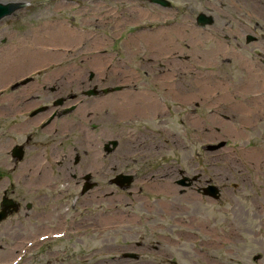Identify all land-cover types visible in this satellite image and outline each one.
<instances>
[{
	"label": "flooded vegetation",
	"instance_id": "obj_1",
	"mask_svg": "<svg viewBox=\"0 0 264 264\" xmlns=\"http://www.w3.org/2000/svg\"><path fill=\"white\" fill-rule=\"evenodd\" d=\"M197 1H18L0 18V252L61 241L81 264H223L202 248L227 247L196 235L202 207L245 196L248 170L216 165L243 158L217 152L231 138L201 139L264 127V27Z\"/></svg>",
	"mask_w": 264,
	"mask_h": 264
},
{
	"label": "rangeland",
	"instance_id": "obj_2",
	"mask_svg": "<svg viewBox=\"0 0 264 264\" xmlns=\"http://www.w3.org/2000/svg\"><path fill=\"white\" fill-rule=\"evenodd\" d=\"M18 1H34L37 4L38 2H43L42 4L44 5L49 3L50 0H0V3L5 4L8 2ZM195 1L196 3H193L194 9H203L204 2L194 0V2ZM212 1H222V5L229 8L253 9L256 13H258L257 17L259 25L264 27V0ZM254 7L259 10L256 11ZM235 80L236 79L234 78L233 81ZM263 83H257L255 88H258L259 90L261 88L264 89ZM243 96L245 95H242V98ZM207 129L208 133L201 139L203 140L202 142L215 143L219 140H225V138H231L226 141V143H223V148L217 149V152L223 153L228 150L243 155V158L237 160L226 158L219 160L220 162L216 161V165L224 164V166L244 167L248 170L244 171V177L249 179L246 183L250 182V184L245 185L244 187L245 191L243 192V195L245 196H237L236 192H234V196L232 198H237V202L235 203L228 200L224 205L202 207L207 209H203L202 213L204 215L207 214L208 218L211 217L212 221L209 220V222H206V225L210 227V230L204 235V237L200 236L198 233L196 235L199 236V238L207 239L206 241L208 243H217V246L224 245L227 247L226 255H223L221 258L219 253L211 250L212 248L208 246H205L206 248H202L209 251L208 257H216L217 260H221L223 264H264V152L261 153V156L259 157H256L252 152L248 157L243 149L245 146V149L257 146L258 149L264 150V127L250 126L247 128V131H243V134L233 133L230 136H225V133L223 132L226 130L225 128L218 129L208 127ZM229 129H233L235 131L237 128ZM199 130V128H196V133H199ZM218 130H221V132ZM245 136L248 137L249 142L240 140H245ZM254 136L263 141H256ZM202 142L198 141L196 138V148H198V144H201ZM250 150L253 151L255 149ZM248 197L252 198L254 201L250 202ZM224 217L226 218L225 221L223 219ZM88 241L90 242L92 240ZM115 241L120 242L121 240L116 239ZM94 242L97 245L99 241L94 240ZM26 246V244L21 246V249L25 250L21 251L20 249L17 254H6L5 252H0V263L7 264L11 260L18 258L16 264H81L80 259L88 255L86 254V251L84 253L76 254L74 251L75 248H73L70 243H63L61 241L51 245V250L45 249L35 251L34 253H32L31 248ZM200 246L203 245H199L197 242L196 247L200 248ZM7 248V246H4L6 251L8 250ZM179 248L185 251L188 250V246L186 244L179 246ZM7 252H9V250ZM56 252L57 254H55ZM49 253H53L55 256L50 258ZM202 259L203 257L197 255L196 264H202Z\"/></svg>",
	"mask_w": 264,
	"mask_h": 264
},
{
	"label": "water",
	"instance_id": "obj_3",
	"mask_svg": "<svg viewBox=\"0 0 264 264\" xmlns=\"http://www.w3.org/2000/svg\"><path fill=\"white\" fill-rule=\"evenodd\" d=\"M16 5L14 3H0V18L8 15L13 9H15Z\"/></svg>",
	"mask_w": 264,
	"mask_h": 264
},
{
	"label": "bare ground",
	"instance_id": "obj_4",
	"mask_svg": "<svg viewBox=\"0 0 264 264\" xmlns=\"http://www.w3.org/2000/svg\"><path fill=\"white\" fill-rule=\"evenodd\" d=\"M254 8H255V7H254ZM255 9H256V11H258V10H259L258 8H255ZM225 129H226V130H228V131L230 130L229 128H225ZM262 156H263V155H262Z\"/></svg>",
	"mask_w": 264,
	"mask_h": 264
}]
</instances>
